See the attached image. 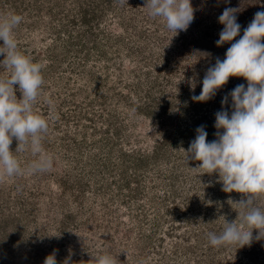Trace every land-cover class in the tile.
Wrapping results in <instances>:
<instances>
[{"label":"rangeland","instance_id":"374dc122","mask_svg":"<svg viewBox=\"0 0 264 264\" xmlns=\"http://www.w3.org/2000/svg\"><path fill=\"white\" fill-rule=\"evenodd\" d=\"M192 5L194 21L175 33L145 0H0V16L22 17L13 32L19 51L43 65L34 108L48 121L42 149L52 158L48 171L0 177V264H43L54 251L58 264L70 252V264H90L105 251L117 264H264V239L209 244L207 233L238 218L229 199L246 194L222 191L216 173H195L202 162L186 163L183 151L201 125L216 139L222 99L247 87L230 77L210 100L191 99L264 0ZM226 7L238 9L241 32L218 47ZM202 37L213 42L214 61L192 50ZM17 146L13 138L10 150ZM14 155L22 169L37 159L30 147ZM257 202L264 206V196Z\"/></svg>","mask_w":264,"mask_h":264},{"label":"clouds","instance_id":"9594fccd","mask_svg":"<svg viewBox=\"0 0 264 264\" xmlns=\"http://www.w3.org/2000/svg\"><path fill=\"white\" fill-rule=\"evenodd\" d=\"M125 0H119L123 4ZM152 17H161L168 30L178 33L186 31L194 21L192 0H145ZM238 9L226 7L218 17L223 25L216 45L232 42L240 35L241 25L237 22ZM22 17L13 13L0 16V68L7 72V78L0 75V177H13L35 172H45L52 167V158L42 149V139L48 132V121L37 114L35 104L41 96L44 83L41 70L43 65L33 62L18 49L14 29ZM264 11L254 14L253 20L244 28L240 39L232 43L223 60L217 58L206 71L199 95H192L194 102H206L215 96L217 90L230 77H243L247 87L238 84L221 101L222 110L215 113L216 139L208 141L205 126L196 129V136L190 142L187 160L200 161L190 167L195 173L218 174L222 191L246 194L236 205L238 218L223 225L219 233H207L213 247L239 245L250 246L254 239H264V206L258 199L264 196ZM22 94L17 99L16 88ZM195 84L192 85L194 92ZM231 98V114L227 110ZM49 105L51 100L47 101ZM13 138L18 141L14 152L30 147L37 159L22 169L14 152L10 150ZM231 204V205H232ZM253 230L258 234L253 237ZM71 252L63 264H70ZM43 264H58L56 252L49 254ZM90 264H117L107 251L92 255Z\"/></svg>","mask_w":264,"mask_h":264},{"label":"trees","instance_id":"16d2710c","mask_svg":"<svg viewBox=\"0 0 264 264\" xmlns=\"http://www.w3.org/2000/svg\"><path fill=\"white\" fill-rule=\"evenodd\" d=\"M206 40L205 37H202L199 41L192 42V50L196 52V55L206 56L214 61L216 57V54L214 55V44L212 41L208 42Z\"/></svg>","mask_w":264,"mask_h":264}]
</instances>
